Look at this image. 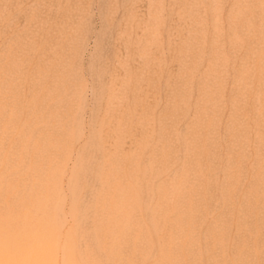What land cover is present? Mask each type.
Wrapping results in <instances>:
<instances>
[{"label": "rangeland", "instance_id": "obj_1", "mask_svg": "<svg viewBox=\"0 0 264 264\" xmlns=\"http://www.w3.org/2000/svg\"><path fill=\"white\" fill-rule=\"evenodd\" d=\"M0 264H264V0H0Z\"/></svg>", "mask_w": 264, "mask_h": 264}]
</instances>
